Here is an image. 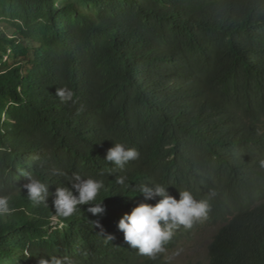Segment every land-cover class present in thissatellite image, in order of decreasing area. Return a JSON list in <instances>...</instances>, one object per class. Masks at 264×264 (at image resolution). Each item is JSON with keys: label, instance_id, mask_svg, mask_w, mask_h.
Listing matches in <instances>:
<instances>
[{"label": "trees", "instance_id": "16d2710c", "mask_svg": "<svg viewBox=\"0 0 264 264\" xmlns=\"http://www.w3.org/2000/svg\"><path fill=\"white\" fill-rule=\"evenodd\" d=\"M116 143L139 157L107 161ZM73 174L104 188L65 217L53 194ZM153 183L210 211L149 256L117 225L158 202L139 192ZM0 195V264H170L205 226L218 230L193 264H264V0H0Z\"/></svg>", "mask_w": 264, "mask_h": 264}, {"label": "clouds", "instance_id": "9594fccd", "mask_svg": "<svg viewBox=\"0 0 264 264\" xmlns=\"http://www.w3.org/2000/svg\"><path fill=\"white\" fill-rule=\"evenodd\" d=\"M57 95L62 102H69L73 98V92L67 88L58 89ZM138 157L139 153L135 149L122 143H116L106 153L107 161L120 168ZM25 175L28 174L25 173ZM66 178L71 188L60 186L53 194L56 211L65 217L73 215L78 205L97 200L101 189L104 188L102 181L91 176L85 178L79 174H73L72 177ZM117 183L127 187L124 177L118 178ZM24 188L28 198L33 202H47L48 187L39 178L29 176V182L24 185ZM139 192L146 200H156L158 197L159 200L154 205L141 203L133 207L119 219L117 226L123 232L125 241L137 248L141 254L152 256L162 251L163 246L172 239L173 229L178 225L186 229L190 228L195 221L202 222L207 219L210 211L206 200H195L192 193L187 190L179 193V199L170 195L165 186L160 183L141 185ZM11 211L10 197L0 195V216L10 214ZM103 211V207L99 204L89 208V212L94 215ZM51 221L55 223L56 218H52ZM39 264H71V261L67 258L64 261L54 257L51 260L41 258Z\"/></svg>", "mask_w": 264, "mask_h": 264}, {"label": "rangeland", "instance_id": "374dc122", "mask_svg": "<svg viewBox=\"0 0 264 264\" xmlns=\"http://www.w3.org/2000/svg\"><path fill=\"white\" fill-rule=\"evenodd\" d=\"M217 230L218 227H202L199 231L194 232L188 240H184L167 250L164 258L170 264L205 262L207 246Z\"/></svg>", "mask_w": 264, "mask_h": 264}]
</instances>
